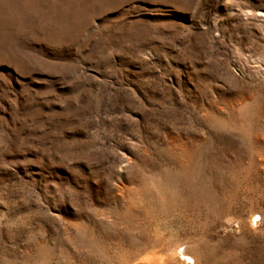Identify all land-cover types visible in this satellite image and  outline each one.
<instances>
[{
    "label": "rangeland",
    "instance_id": "rangeland-1",
    "mask_svg": "<svg viewBox=\"0 0 264 264\" xmlns=\"http://www.w3.org/2000/svg\"><path fill=\"white\" fill-rule=\"evenodd\" d=\"M152 250L264 264V0H0V264Z\"/></svg>",
    "mask_w": 264,
    "mask_h": 264
},
{
    "label": "bare ground",
    "instance_id": "bare-ground-1",
    "mask_svg": "<svg viewBox=\"0 0 264 264\" xmlns=\"http://www.w3.org/2000/svg\"><path fill=\"white\" fill-rule=\"evenodd\" d=\"M254 221H256V219H254ZM180 253L174 250L166 255L158 250H152L140 256L132 264H178L179 260L183 262V264H188L185 255L183 256L182 253ZM181 256H183L184 258H181Z\"/></svg>",
    "mask_w": 264,
    "mask_h": 264
}]
</instances>
